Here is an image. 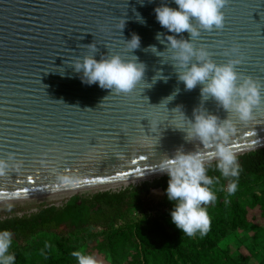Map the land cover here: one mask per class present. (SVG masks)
Segmentation results:
<instances>
[{"label": "water", "instance_id": "water-1", "mask_svg": "<svg viewBox=\"0 0 264 264\" xmlns=\"http://www.w3.org/2000/svg\"><path fill=\"white\" fill-rule=\"evenodd\" d=\"M162 3L178 7L174 0H0V159L9 164L0 175V203L162 176L160 160L180 148L216 161L212 146L186 140L181 129L190 127L195 108L221 119L228 113L214 99L202 102L200 85L185 89L169 51H151L165 50L157 33L190 38L161 27L154 9ZM223 11V29L201 30L193 43L218 64L240 59L235 70L264 84V0H229ZM133 34L140 47L130 53L125 40ZM91 43L97 60L137 56L145 81L129 94L82 82L73 64ZM231 119L236 155L264 148V100L248 122ZM61 174L79 182L62 185Z\"/></svg>", "mask_w": 264, "mask_h": 264}, {"label": "clouds", "instance_id": "clouds-1", "mask_svg": "<svg viewBox=\"0 0 264 264\" xmlns=\"http://www.w3.org/2000/svg\"><path fill=\"white\" fill-rule=\"evenodd\" d=\"M174 3L178 7H170L167 3L157 6L154 9L156 20L169 33L181 34L186 31L190 38L177 39L176 35H167L162 39L163 34L157 33V39L166 43V47L164 51H158L155 46H150L151 51L160 57L169 51L177 79L183 82L185 89L191 91L200 85L202 102L214 99L228 113L226 118L221 119L201 106L193 110L192 119L187 118L190 127L187 130L179 129L186 133V140H198L204 147L214 148L216 167L223 177L238 178L240 165L230 144V138L236 131L231 116L235 114L240 122L251 120L254 108L264 100L261 95L264 84L235 70L240 59L218 64L203 46L197 47L193 43L201 30L223 29V9L229 0H174ZM125 42L130 53L140 47V37L136 34ZM86 47L88 53L77 57L73 64L74 70L82 74V82L89 85L98 83L102 89L129 94L141 81H145L146 65L137 56L132 55L129 59L120 54H102L97 60L96 45L91 43ZM231 52L238 53V47L234 46ZM159 78L162 77H153V83ZM8 167V162L0 159V175ZM158 169L169 178L167 196L175 202L171 211L172 222L190 237L197 233L201 237L207 235L211 221L202 205L215 202L217 196L211 187L214 181L207 175L201 152L177 149L172 157L165 156L160 160ZM57 180L70 187L79 182V178L72 174L58 175ZM237 187V182L232 180L226 189L228 195H233ZM11 245L12 233L6 229L0 230V264H14L15 256L9 253ZM72 256L78 264H98L94 257L84 254L83 250L73 251Z\"/></svg>", "mask_w": 264, "mask_h": 264}, {"label": "trees", "instance_id": "trees-1", "mask_svg": "<svg viewBox=\"0 0 264 264\" xmlns=\"http://www.w3.org/2000/svg\"><path fill=\"white\" fill-rule=\"evenodd\" d=\"M237 158L238 178L223 177L216 167L217 161L206 164L217 199L202 205L211 221L203 237L199 233L190 237L172 222L175 202L167 196V174L118 192L75 194L64 206L41 207L31 216L0 219V230L12 233L15 244L9 253L15 256L14 264H77L72 252L77 251L78 245L68 242L65 235L76 236L98 227L115 246L132 236L139 238L134 256L138 264H233L229 248L220 250L217 245L228 231L252 225L250 208H258L264 218V148ZM232 180L237 182V191L228 195L225 189ZM156 190L164 193L161 201H156L152 194ZM155 207L164 209L165 214L151 218L148 212ZM132 208L143 210L145 218L128 233L127 224H116Z\"/></svg>", "mask_w": 264, "mask_h": 264}, {"label": "rangeland", "instance_id": "rangeland-1", "mask_svg": "<svg viewBox=\"0 0 264 264\" xmlns=\"http://www.w3.org/2000/svg\"><path fill=\"white\" fill-rule=\"evenodd\" d=\"M142 182L144 181L114 189L118 190L119 188L124 189L131 186H138ZM114 189H89L60 197H42L0 203V214L40 206L44 202L59 203L65 199L69 200L75 194L89 195L97 192L114 191ZM152 194L156 201H161L164 197V193L160 190L153 191ZM150 211H154V215H152L151 218L161 217L165 214V210L160 207H155V209H151ZM149 212L148 214H150ZM144 215L143 210L140 208H132L126 213V217L121 220L124 225L127 224V226L130 227L128 233L133 228L135 229V226L144 220ZM249 219L252 222V225L228 231L226 237L217 245V248L220 250H228L229 248V254L234 260L233 264H262L264 258V218L260 216L258 208H250ZM65 237L68 238V242L78 245L77 251L83 250L84 254L94 257L98 264H138L137 259L134 256L137 252V245L140 243L139 238L132 236L118 246H115L114 242L105 237L101 227L90 228L76 236L66 234ZM14 244V241H12L11 247H13ZM111 245H113L112 248Z\"/></svg>", "mask_w": 264, "mask_h": 264}, {"label": "built area", "instance_id": "built-area-1", "mask_svg": "<svg viewBox=\"0 0 264 264\" xmlns=\"http://www.w3.org/2000/svg\"><path fill=\"white\" fill-rule=\"evenodd\" d=\"M125 189V188H124ZM122 190V188L114 189V191L118 192ZM68 199H65L62 202L59 203H49V202H44L43 204H41L40 206H34L31 208H25L22 210H18L15 212H7L4 214H0V219H6V218H11V217H24V216H31L35 213H37L41 207H51V206H55V207H62L67 203ZM151 215H154V211H150L149 212ZM120 224H122V220H119V222L116 224V227H118Z\"/></svg>", "mask_w": 264, "mask_h": 264}, {"label": "bare ground", "instance_id": "bare-ground-1", "mask_svg": "<svg viewBox=\"0 0 264 264\" xmlns=\"http://www.w3.org/2000/svg\"><path fill=\"white\" fill-rule=\"evenodd\" d=\"M159 175H155V176H146L143 178H138V179H132V180H127V181H123V182H119V183H114V184H108V185H104V186H100L97 188H93V189H100V190H108L111 188H118V187H122V186H128L132 183H139L141 181H145V180H153L156 177H158ZM75 192H67V193H60V194H56V195H52V196H47V197H60V196H66V195H72Z\"/></svg>", "mask_w": 264, "mask_h": 264}]
</instances>
